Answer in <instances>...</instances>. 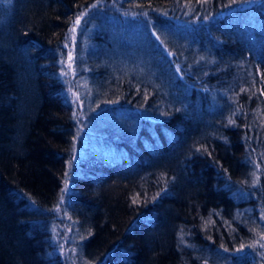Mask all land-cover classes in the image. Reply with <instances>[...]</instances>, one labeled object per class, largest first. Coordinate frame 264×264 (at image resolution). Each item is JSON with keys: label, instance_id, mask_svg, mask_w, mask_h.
<instances>
[{"label": "trees", "instance_id": "trees-1", "mask_svg": "<svg viewBox=\"0 0 264 264\" xmlns=\"http://www.w3.org/2000/svg\"><path fill=\"white\" fill-rule=\"evenodd\" d=\"M93 3L0 0V264H264V0Z\"/></svg>", "mask_w": 264, "mask_h": 264}, {"label": "snow or ice", "instance_id": "snow-or-ice-1", "mask_svg": "<svg viewBox=\"0 0 264 264\" xmlns=\"http://www.w3.org/2000/svg\"><path fill=\"white\" fill-rule=\"evenodd\" d=\"M100 2H101V0H96V3L89 5L88 9L97 8L100 5ZM88 9H86L84 12H81L77 15V17L74 21L73 27L70 29V32L73 34V36L75 35V33L77 31V27L80 25L83 16L87 14ZM169 55H172V53H169ZM62 75H63V72H62ZM261 94L264 95V92H262ZM231 122L232 121H230V123ZM262 219H264V217H262ZM262 239H264V237H262ZM225 251H227V249H225Z\"/></svg>", "mask_w": 264, "mask_h": 264}]
</instances>
